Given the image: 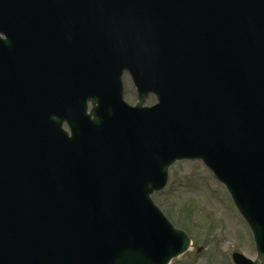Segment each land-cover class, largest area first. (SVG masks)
<instances>
[{
	"label": "water",
	"instance_id": "obj_1",
	"mask_svg": "<svg viewBox=\"0 0 264 264\" xmlns=\"http://www.w3.org/2000/svg\"><path fill=\"white\" fill-rule=\"evenodd\" d=\"M185 160L264 263V0H0V264H169L150 196Z\"/></svg>",
	"mask_w": 264,
	"mask_h": 264
},
{
	"label": "rangeland",
	"instance_id": "obj_2",
	"mask_svg": "<svg viewBox=\"0 0 264 264\" xmlns=\"http://www.w3.org/2000/svg\"><path fill=\"white\" fill-rule=\"evenodd\" d=\"M122 82L123 101L132 106L137 95L127 73ZM154 102L150 96L144 104L150 107ZM151 200L172 226L192 242L190 249L170 264H233V253L260 264L248 227L225 189L199 161L172 165L167 186L154 193Z\"/></svg>",
	"mask_w": 264,
	"mask_h": 264
},
{
	"label": "bare ground",
	"instance_id": "obj_3",
	"mask_svg": "<svg viewBox=\"0 0 264 264\" xmlns=\"http://www.w3.org/2000/svg\"><path fill=\"white\" fill-rule=\"evenodd\" d=\"M229 22H230V20H229ZM123 87H124V84H123ZM143 107H146V105L144 104V106Z\"/></svg>",
	"mask_w": 264,
	"mask_h": 264
}]
</instances>
